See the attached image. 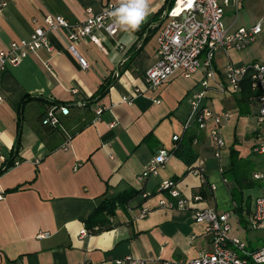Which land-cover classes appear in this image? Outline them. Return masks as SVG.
<instances>
[{
  "label": "crops",
  "instance_id": "1",
  "mask_svg": "<svg viewBox=\"0 0 264 264\" xmlns=\"http://www.w3.org/2000/svg\"><path fill=\"white\" fill-rule=\"evenodd\" d=\"M108 2L117 0H0V51L12 41L28 39L45 16L62 15L77 23L86 18L87 9L99 13ZM142 2L146 15L136 28L123 22L117 9V34L109 37L101 30L95 32L101 48L88 40L74 42L76 53L88 62L85 70L68 49L69 29H60L48 32L51 50L29 53L18 65L0 72V168L12 165L0 175V264H117L125 257L137 264H171L211 250L210 233L204 223L194 220V212L208 207L219 212L230 209L233 183L226 171L231 153H237L242 162L255 154L258 110L253 99L250 113L239 114L235 94L223 95L220 84L226 83L228 64L259 60L249 52L243 59L241 51H219L212 77L206 78L202 70L191 77L176 71L159 88L151 89L145 71L158 59L156 37L164 24L166 0ZM234 9L231 2L224 7L234 13L229 22L224 21L227 26L248 27L260 21L264 32V0H239L237 13ZM105 84H109L105 93L95 98ZM197 92H204L201 106L230 113L221 128L223 173L218 172L219 162L207 131H199L195 121L184 129L189 98ZM54 104L69 108V115L59 116V129L40 124L44 109ZM99 108L102 112L97 116ZM174 135L179 136L178 141L172 140ZM188 135L194 136L196 155L191 165L198 159L204 161L205 177L216 186L214 192L187 173L191 165L171 154ZM242 139L250 143L246 149ZM161 148L170 153L164 165L156 175L140 178ZM258 156V169L248 174L250 186L259 180L254 174H264V165L259 167L264 154ZM166 179L178 180L183 196L200 194L202 201L186 208L161 204L171 200L165 193L155 194ZM129 190L151 196L144 200L136 195L118 206L113 217L117 224L109 230L79 237L84 219L103 195L113 197ZM251 211L250 205L245 215L234 210L239 224L232 229L249 250L264 243V238L256 237L255 245L244 239ZM44 232L49 236L37 237Z\"/></svg>",
  "mask_w": 264,
  "mask_h": 264
},
{
  "label": "built area",
  "instance_id": "2",
  "mask_svg": "<svg viewBox=\"0 0 264 264\" xmlns=\"http://www.w3.org/2000/svg\"><path fill=\"white\" fill-rule=\"evenodd\" d=\"M137 0H117L108 2L99 13L86 10V18L77 23H70L62 15H48L43 18V24L36 26L28 39H21L9 43L7 49L0 51V72L8 66L18 65L29 53H35L41 48L51 50L48 43V32L60 29H69L67 41L68 49L77 57L81 69L88 68L85 58L76 53L74 42L88 40L101 48V41L95 32L103 31L107 36L114 37L119 29L116 18V10L126 6L127 3ZM232 3L237 13L239 0H173V3L164 12V24L157 33L156 54L158 59L145 71V80L151 89L159 88L176 71H181L185 77H191L195 72L202 70L206 78L215 73V55L219 51L240 52L253 44L262 32L261 22L251 26L231 27L224 23V7ZM2 6L5 3L1 4ZM225 84H220V92L231 96L240 88V82L244 77H249L251 89L258 92V110L255 115V144L253 153L264 154V62L253 61L249 64L235 66L228 64L224 69ZM204 92H197L189 98V116L184 123L187 130L193 121L196 122L199 131H207L213 144V156L218 160V172L223 173V165L220 160L225 142L221 135L223 123L230 117L227 111L216 113L206 106L200 105ZM3 101L0 95V103ZM123 101H127L123 98ZM102 108L96 110L98 116ZM69 115V108L65 105H52L47 111L44 122L60 127L59 116ZM172 140L178 141L179 136H172ZM170 153L164 148L159 149L143 170L140 178L147 179L156 175L164 165ZM188 174L198 177L202 183L214 192L216 186L208 183L205 177L204 161L198 159L188 170ZM255 179L264 178V174H254ZM223 182L227 179L223 177ZM167 194L171 200L162 201L167 207L177 206L186 208L194 202L202 201L200 194L188 198L181 194L178 188V180L166 179L155 190L156 195ZM143 198L151 194L144 191ZM3 193L0 192V200ZM174 200V202H173ZM236 204L231 202L230 210L235 209ZM230 210L219 212L215 208L198 209L193 218L198 223H204L206 230L211 235V250L200 252L197 256L188 260L174 261L171 264H264V243L258 248L249 250L246 241L232 234L230 222ZM145 212V211H144ZM142 212V217L145 213ZM238 223V222H237ZM239 224V223H238ZM246 230L264 231V196L256 198L254 208L247 218ZM90 235L84 227L79 231V237ZM48 233H39L38 238L48 237ZM117 264H137L138 262L125 257L118 259Z\"/></svg>",
  "mask_w": 264,
  "mask_h": 264
},
{
  "label": "trees",
  "instance_id": "3",
  "mask_svg": "<svg viewBox=\"0 0 264 264\" xmlns=\"http://www.w3.org/2000/svg\"><path fill=\"white\" fill-rule=\"evenodd\" d=\"M173 3V0H166L165 2V10L168 9ZM109 84H105L101 86V88L96 92L95 98L100 97V95L104 94ZM258 92L251 89L250 79L249 77H244L240 82L239 91L234 95L235 105L238 109V113L242 115H248L250 113L249 104L251 100L257 97ZM41 101V100H39ZM56 106H60L59 104H54ZM52 106V105H51ZM50 106H47L44 109V112L40 118V124L44 127H48L51 129H59L58 126H54L45 123L44 120L47 117V111ZM194 140L193 135H188L187 138L176 144L171 150V154L175 155L177 158L182 160L186 165H191L195 159L196 155L192 149V143ZM242 162L239 158H237V153L232 151L230 163L228 165V170L226 171V175L231 178L233 186L230 188L229 192L231 195L232 201L236 204L235 211L240 214L245 207V209L249 210L250 202L243 200V189L244 187H251L248 185V167L247 164ZM12 165L5 164L2 168H0V175L10 168ZM143 191L138 190H129L124 193H120L116 196L110 197L107 195H103L100 198L98 206L94 209V211L84 219L85 228L88 230L90 234L100 233L106 230H109L117 223L114 220L115 210L118 206L126 205L127 202L132 199L136 195H141ZM260 197V196H259ZM258 198V197H257ZM144 200L146 198H143ZM238 204V206H237ZM240 221V220H239Z\"/></svg>",
  "mask_w": 264,
  "mask_h": 264
},
{
  "label": "rangeland",
  "instance_id": "4",
  "mask_svg": "<svg viewBox=\"0 0 264 264\" xmlns=\"http://www.w3.org/2000/svg\"><path fill=\"white\" fill-rule=\"evenodd\" d=\"M233 14H234L233 12L226 10L225 14H224V21L229 22L231 17L233 18ZM238 16H239L238 19L242 18V10H239ZM248 52L250 53V55L255 54L259 61L264 62V32H262L258 36L257 40L251 46H249L246 50L241 51L243 59H244V57H245V59L248 58V56L246 55V53H248ZM248 123L250 126L252 125V127H253L251 120H248ZM241 145L244 149H246L250 145V143L247 140L242 139ZM260 158L261 157H259V156L257 157V155L252 154L250 157H248V159H247L248 161L243 160V162L247 164L249 172H251L254 169H258V167H257L258 165H257L256 161H258ZM260 163H261V165H259V167L264 165V161H262ZM262 172H264V169H262ZM250 178H252L251 175H250ZM253 184H254L253 186H251V187L246 186L243 189V200H244V202L245 201L250 202V209L254 208L256 198L259 196H262L261 194L264 193V178L259 179V180H253ZM246 210L247 209H245V207H244L242 210L243 215L246 214L245 213ZM230 217H231L230 222H231V226L233 229V227L234 228L236 227V223H237V219H236L234 210H230ZM243 233H244V239L247 240L248 242H250L251 245L256 244V237L258 239L264 238V231L247 230L246 232H243Z\"/></svg>",
  "mask_w": 264,
  "mask_h": 264
},
{
  "label": "clouds",
  "instance_id": "5",
  "mask_svg": "<svg viewBox=\"0 0 264 264\" xmlns=\"http://www.w3.org/2000/svg\"><path fill=\"white\" fill-rule=\"evenodd\" d=\"M145 4L142 0H137V2L132 3L128 7H123L119 10L121 14L122 21L136 28L143 17L146 15Z\"/></svg>",
  "mask_w": 264,
  "mask_h": 264
}]
</instances>
